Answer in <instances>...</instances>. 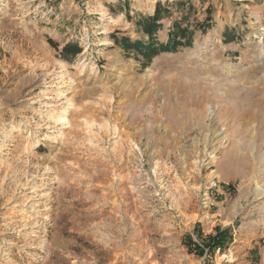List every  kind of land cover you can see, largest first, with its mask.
Listing matches in <instances>:
<instances>
[{
  "label": "rangeland",
  "instance_id": "1",
  "mask_svg": "<svg viewBox=\"0 0 264 264\" xmlns=\"http://www.w3.org/2000/svg\"><path fill=\"white\" fill-rule=\"evenodd\" d=\"M263 190L264 0H0V264H264Z\"/></svg>",
  "mask_w": 264,
  "mask_h": 264
},
{
  "label": "trees",
  "instance_id": "2",
  "mask_svg": "<svg viewBox=\"0 0 264 264\" xmlns=\"http://www.w3.org/2000/svg\"><path fill=\"white\" fill-rule=\"evenodd\" d=\"M159 5H160L159 2H157L154 9V13L152 15L147 16L146 18H143L142 20L138 21V24L141 25L142 29L145 32H147V34L149 35H151L154 32V30H156L159 27V24L157 23V20L160 19L161 17ZM180 35H182V33H180L179 35L171 33V37L169 38V39L172 38L170 40L171 43L170 41H168L166 44L161 45V49L163 51H169L173 49L180 42L179 39H177L178 36L182 37ZM122 45L127 48L140 50V46L142 45V43L137 40L129 41V39L126 38L125 41L122 42ZM80 51L81 50L77 45H73L70 43H66L62 48L63 53L68 52V54L72 56L76 55ZM231 241H232V234L230 232L229 227H225V228L218 227L215 231V234L209 236V243L207 247L210 252H213L216 249L223 251L227 247L228 243H230ZM194 246L196 248H199L195 243ZM198 251L201 252V249L199 248Z\"/></svg>",
  "mask_w": 264,
  "mask_h": 264
},
{
  "label": "bare ground",
  "instance_id": "3",
  "mask_svg": "<svg viewBox=\"0 0 264 264\" xmlns=\"http://www.w3.org/2000/svg\"><path fill=\"white\" fill-rule=\"evenodd\" d=\"M225 132V131H224ZM226 133V132H225ZM218 135V134H217ZM249 146V145H248ZM251 150H252V156H253V161H255V159L257 158V156H258V154H257V151L259 150V147H258V145L254 142V141H252L251 142ZM255 153V154H254ZM253 163H255V162H253ZM255 166V165H254ZM253 168V167H252ZM255 168V167H254ZM253 171V170H252ZM253 173V172H252ZM264 191V190H263ZM261 193V192H260Z\"/></svg>",
  "mask_w": 264,
  "mask_h": 264
},
{
  "label": "crops",
  "instance_id": "4",
  "mask_svg": "<svg viewBox=\"0 0 264 264\" xmlns=\"http://www.w3.org/2000/svg\"><path fill=\"white\" fill-rule=\"evenodd\" d=\"M154 12V8L152 9V13ZM151 13V14H152ZM150 14V15H151ZM157 22H160V20H157ZM160 27V26H159ZM155 34V30H154V32L151 34L152 36ZM169 36H170V32L169 33H167V40L169 39ZM130 39V38H129ZM133 40V39H132Z\"/></svg>",
  "mask_w": 264,
  "mask_h": 264
}]
</instances>
